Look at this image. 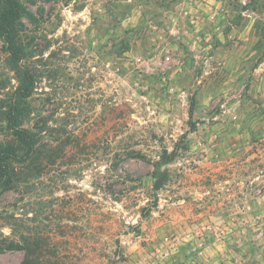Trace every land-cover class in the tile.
<instances>
[{
	"label": "rangeland",
	"instance_id": "1",
	"mask_svg": "<svg viewBox=\"0 0 264 264\" xmlns=\"http://www.w3.org/2000/svg\"><path fill=\"white\" fill-rule=\"evenodd\" d=\"M20 1L43 150L0 233L33 264H264V0Z\"/></svg>",
	"mask_w": 264,
	"mask_h": 264
},
{
	"label": "trees",
	"instance_id": "2",
	"mask_svg": "<svg viewBox=\"0 0 264 264\" xmlns=\"http://www.w3.org/2000/svg\"><path fill=\"white\" fill-rule=\"evenodd\" d=\"M20 0H0V40L7 54L9 68L13 71L16 86L0 107V191H7L20 182L22 171L28 169L32 159L42 154L41 132L29 127L34 93V76L27 61L31 53V38L23 18H31ZM192 117V112H189ZM174 151H164L161 164L175 160ZM22 250V264H33L30 241L21 234L19 240L0 233V252Z\"/></svg>",
	"mask_w": 264,
	"mask_h": 264
},
{
	"label": "water",
	"instance_id": "3",
	"mask_svg": "<svg viewBox=\"0 0 264 264\" xmlns=\"http://www.w3.org/2000/svg\"><path fill=\"white\" fill-rule=\"evenodd\" d=\"M161 183H162V179L158 180L156 184L154 185V190H157L159 186L161 185Z\"/></svg>",
	"mask_w": 264,
	"mask_h": 264
}]
</instances>
